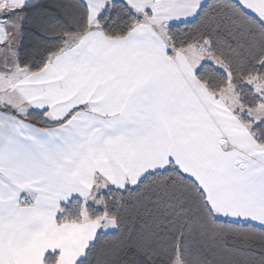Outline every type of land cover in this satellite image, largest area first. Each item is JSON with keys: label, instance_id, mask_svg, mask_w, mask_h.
I'll return each mask as SVG.
<instances>
[{"label": "snow or ice", "instance_id": "1", "mask_svg": "<svg viewBox=\"0 0 264 264\" xmlns=\"http://www.w3.org/2000/svg\"><path fill=\"white\" fill-rule=\"evenodd\" d=\"M0 264H264V0H0Z\"/></svg>", "mask_w": 264, "mask_h": 264}]
</instances>
